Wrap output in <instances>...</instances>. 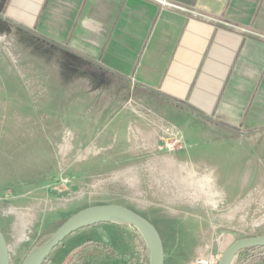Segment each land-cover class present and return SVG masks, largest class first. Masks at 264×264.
Masks as SVG:
<instances>
[{"label":"rangeland","instance_id":"1","mask_svg":"<svg viewBox=\"0 0 264 264\" xmlns=\"http://www.w3.org/2000/svg\"><path fill=\"white\" fill-rule=\"evenodd\" d=\"M17 1L0 0V230L10 264L96 204L148 218L162 236L165 264L219 259L235 239L264 234V131L225 141L223 130L196 131L190 145L188 127L140 90L115 74L84 72L87 58L71 48V34L45 25L49 2L33 25L5 19ZM175 130L183 148L172 145ZM106 223L115 236L93 230L62 242L109 240L137 264L136 229L98 226Z\"/></svg>","mask_w":264,"mask_h":264},{"label":"crops","instance_id":"2","mask_svg":"<svg viewBox=\"0 0 264 264\" xmlns=\"http://www.w3.org/2000/svg\"><path fill=\"white\" fill-rule=\"evenodd\" d=\"M165 1L179 8L159 0H18L4 18L33 25L49 2L45 25L71 34V48L87 58L84 72L137 85L161 113L188 127L187 138L223 130L225 141L264 131V0ZM93 230L117 233L115 225L96 224L67 238ZM65 242L43 264H134L109 240Z\"/></svg>","mask_w":264,"mask_h":264},{"label":"water","instance_id":"3","mask_svg":"<svg viewBox=\"0 0 264 264\" xmlns=\"http://www.w3.org/2000/svg\"><path fill=\"white\" fill-rule=\"evenodd\" d=\"M102 222H122L139 231L149 251L148 264H165V251L157 227L145 216L120 204H96L84 207L65 219L40 246L32 248L21 264H43L53 249L72 233ZM264 246V234L240 237L222 252L218 264H234L241 249ZM0 264H10V252L0 230Z\"/></svg>","mask_w":264,"mask_h":264},{"label":"trees","instance_id":"4","mask_svg":"<svg viewBox=\"0 0 264 264\" xmlns=\"http://www.w3.org/2000/svg\"><path fill=\"white\" fill-rule=\"evenodd\" d=\"M14 24V23H13ZM119 82L118 80H116ZM137 88V85H134ZM139 241L137 243V248L140 253L139 262L137 264H148L149 261V251L145 244L144 239L142 238L139 231L136 229ZM159 231V230H158ZM160 233V232H159ZM162 237V236H161ZM97 246H100L104 249H108L107 246L102 245L101 243H95ZM256 252H261L262 254L256 255ZM264 258V246H255L241 249L236 257L234 264H255L258 259Z\"/></svg>","mask_w":264,"mask_h":264},{"label":"built area","instance_id":"5","mask_svg":"<svg viewBox=\"0 0 264 264\" xmlns=\"http://www.w3.org/2000/svg\"><path fill=\"white\" fill-rule=\"evenodd\" d=\"M160 3L164 5H169L173 7L179 8V6L171 4L169 2H166L165 0H159ZM172 145H177L179 148H183L185 145V140L183 138V135L179 132V130H175L172 138ZM197 264H218V258L217 257H209V258H200L197 261Z\"/></svg>","mask_w":264,"mask_h":264}]
</instances>
